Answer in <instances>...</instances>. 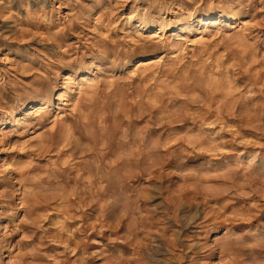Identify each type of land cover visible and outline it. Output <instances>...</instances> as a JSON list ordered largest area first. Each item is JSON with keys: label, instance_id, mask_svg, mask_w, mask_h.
Returning <instances> with one entry per match:
<instances>
[{"label": "clouds", "instance_id": "clouds-1", "mask_svg": "<svg viewBox=\"0 0 264 264\" xmlns=\"http://www.w3.org/2000/svg\"><path fill=\"white\" fill-rule=\"evenodd\" d=\"M0 264H264V0H0Z\"/></svg>", "mask_w": 264, "mask_h": 264}]
</instances>
